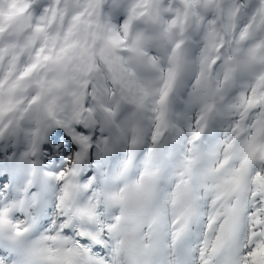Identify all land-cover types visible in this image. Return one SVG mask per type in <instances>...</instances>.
Instances as JSON below:
<instances>
[{"label": "snow or ice", "instance_id": "1", "mask_svg": "<svg viewBox=\"0 0 264 264\" xmlns=\"http://www.w3.org/2000/svg\"><path fill=\"white\" fill-rule=\"evenodd\" d=\"M0 264H264V0H0Z\"/></svg>", "mask_w": 264, "mask_h": 264}]
</instances>
